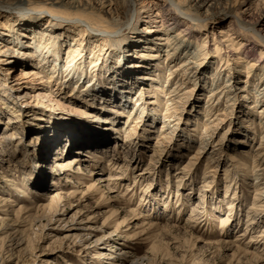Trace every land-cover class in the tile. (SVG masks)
Instances as JSON below:
<instances>
[{
	"label": "bare ground",
	"instance_id": "obj_1",
	"mask_svg": "<svg viewBox=\"0 0 264 264\" xmlns=\"http://www.w3.org/2000/svg\"><path fill=\"white\" fill-rule=\"evenodd\" d=\"M89 1L90 3L87 0H26V2L29 3L28 5H30L28 8L34 11L30 14L28 10H23L20 13H23V15L21 17L19 16L18 19H15L6 11H0V56L6 53L5 55H9L8 58H14L12 60L13 62H16V60H18L21 65L18 64L19 67L16 70H20V76H25V74H28L27 76H30V74H35V68H40V71L42 70L44 72L49 71L50 79L52 80V83L55 84H52L51 87H54L55 89L59 88L60 90L58 91H60L61 94L64 95V97H73L72 99L77 100H74L79 108V113L77 115H88L87 113H90L91 115H101L99 120L96 117V119H92L89 123L82 124L81 126L78 125L81 124V122L78 120L59 116L60 118H64L60 120L59 123L63 125V130H66L65 142L62 143L57 141L56 143H54L51 149L49 148V145L48 147L45 146L40 150L35 149L36 151L40 152L39 155H35L37 158L35 160L33 159L31 166L29 165L30 169L26 171L27 176L35 173L36 177L34 176V178L35 180H37V185L40 188L46 187L47 177L49 178L51 176L52 178L50 183H52L53 185H57L58 183H60L59 172L62 171L61 173H63L65 171L71 170V166H78L77 162H81L84 159V155L82 152H80L79 147L86 141V144L87 142H89L88 144H90L91 148L98 149V151L95 150L93 151V153H91L92 157H90L89 160L87 159L92 168H89V171L88 173H86V175H95L92 169H100V164L104 160L106 161V163L101 169L109 170V174L105 177L99 178L97 181H88L85 187V194H93L99 192L101 193L100 197H105L106 200L112 202H115V200H117L119 204H123L125 205L124 207H127L128 205L126 203L129 204V202L131 201L130 198H113L111 197V195H109V192L115 191L114 188H116L123 180H130V175L132 174L131 181H128V183H130L126 184L127 189L125 191H127V193H132L131 196H136V187H138V185H140L142 181H146L144 190L141 194H139L140 202L138 203L140 204L142 211H145L146 214L139 215V217H143L145 219L146 216V218L149 217L150 219L147 218L146 220H144L145 222H142V230L140 231V233L129 235L130 237L135 238L137 234H148V238H155L162 233H168L172 230H183L185 234H189L192 237L193 230L196 228H201L202 226L205 228L204 230L207 229L206 233H215V231H213L215 227L213 226L211 214L208 213L205 209L203 211V214L200 215L202 211L198 210V208L202 209L203 206L206 207V204H202V207H199L198 204H195L190 212V217L186 218L181 226L177 225L179 214L181 213V211H183V208L185 206L184 204H186L187 201L183 197V194L179 192V189H174L173 193V189L169 181H167V189H164V191L160 192L159 189V191L155 190L156 193L151 191L149 192L148 188L152 187L150 186V176L152 177V175L150 174V170H147L145 168L139 171H134L133 169V166L139 165L136 164V160L132 159L133 156H135L136 154L138 155V153L135 151L138 147L137 143L139 142L136 141V143L133 141V139L138 138L133 137V135L137 134L136 129L138 127V124L143 120L144 114L147 113L146 109L149 108L150 104H154V106L150 108L151 119L148 120L150 121V123H148L146 120L144 121L147 122V127L151 128L153 127L152 125L157 119V113L160 114L162 126L161 128H157L154 134L156 144L155 149L153 148V154L159 157L161 153H163L162 150H159L160 148L157 147L163 144L165 140H171L173 138V134L179 125L177 123L179 120L183 119V116L185 114L184 106L186 105L188 99L187 94L198 89L197 70L208 63V54L204 52L201 44L202 36H205L203 38V41L205 42V46L207 47V42H209L207 41V37L209 35H212V45L214 47V52L217 54L225 50L224 52L228 53L226 54L227 57H232L234 62L233 64L238 63L240 67V69L230 68L231 71H229V75L227 76V78L222 76V78L219 79V75L216 76V74H213L211 84L208 87L210 91L208 92L209 97L207 101L210 102V100L214 96L218 95L219 98H222L224 100L225 104L229 103V105L231 104V106L234 105L235 101L239 99V94H236L235 92L237 90V87H235V85L232 83L235 82V78L238 77L237 74H239V72L241 71L242 73L244 72L245 78L243 82L247 83L250 81L249 77L251 73L252 75H254V70L260 68L263 70V73L260 75L259 83L263 82V85L261 87L255 86L253 88V92L255 95L254 103L259 104L261 100H264V11L260 9L261 11H259L258 17L254 19V22L251 23V26H247L246 24L253 19V4H255L254 8H257V6L259 5H264V0H224V3L222 5L223 12L228 14L230 19L228 20V24L226 25V30H224V28H220L218 31H216V34L212 32L209 34L206 28L209 23L213 21V17L211 16V14H207L206 17L201 18L200 15L196 14V12L193 13L191 9H188L187 7L184 8L187 0H133L132 2L135 9L134 22L136 24L132 26L133 35L128 38L127 43L123 46L110 45L111 39L109 37V34L106 33L114 32L122 22H124L125 20L128 21L132 17V15L129 16L127 14H124V11L120 10L121 4L125 1ZM52 3H54V5ZM259 8L262 7L259 6ZM254 12L255 11H253V13ZM180 14L186 15V17H183ZM81 22H85V24L93 27L95 31H100V33L103 32L106 35L100 33L89 35V29ZM39 24L43 25L42 29L35 30V27H37ZM13 28H15L16 30L13 31ZM11 30L12 33L9 34ZM126 31H128V28L124 29V33ZM229 31H232L230 34L231 36L238 37L240 35L245 38V41H242L244 42V46H240H243V49H240V51L236 53L233 52V49L230 47L232 46L231 42H233V40L231 39L232 37L228 36ZM26 34H31L32 36L27 38ZM223 36H226V38L224 37L223 39ZM25 38L26 40H24ZM27 39L31 40V42H25L28 41ZM161 41L165 42L164 44L167 45L166 49L164 50L165 57H169L170 59H172L171 61L181 58L178 64L173 65L172 68L168 69V78L170 79V82V76L173 75L177 70H179L177 74L182 76L180 80H175L173 82V85H170L169 91L166 95L168 96V98L165 102L167 107L163 113L159 111L160 101L159 96L157 95L158 92L165 88L164 85L160 84V79L159 77H157L159 69V59L161 55L160 53L162 51L161 45H164L163 43H161ZM225 42H229L230 46L229 44H225ZM17 44H22L26 47L28 46L30 47V49L28 51H25L24 53L18 52L15 54L16 49L13 46H16ZM116 46L120 48H117ZM12 48H14V51H9V49ZM63 52L64 57L62 56ZM242 54L243 56H241ZM34 55L38 60H36L35 63H32L30 60L31 56ZM103 58H105V61L102 65ZM107 61H109V64L105 66ZM242 62H244L243 64L245 65H243ZM25 63L32 64L33 67L29 71L23 70V66L25 65ZM99 64L102 65L101 68L104 72L105 77H108L105 79V82H101L99 77H95V71H98L96 69ZM47 67H50L51 71L46 70ZM192 67L196 68L195 72L191 71V69H193ZM10 69L12 70L13 66H11ZM105 69L107 71H105ZM151 71L152 73H154V75L151 74ZM21 72L23 73L21 74ZM87 72L92 76V78L94 77L93 82L96 79L98 80L96 83L94 82L95 84H92L91 82H77L78 84L76 83L77 85L75 84L76 86H74V88L69 89L70 78L79 76L80 78H83V76H85ZM103 72L100 73V76L101 74H103ZM145 73L152 76L147 77L145 76ZM57 74L58 77L61 76V81H59V79L56 77ZM146 78L147 80H155L154 85L156 92L153 96H155L157 101L147 102L146 96L148 95L146 94H151V92L149 89L143 86L145 85ZM168 78L164 81L169 82ZM15 79L19 80L20 77H16ZM40 81L41 82H38V85H42L35 87L38 89L44 88L45 90H48L46 86L43 85L42 80ZM108 81L109 83H106ZM4 83L5 79L3 78V76H0V85H3ZM188 83H192L191 88L184 86ZM106 85H112V88H114L111 95L104 94ZM13 88L14 87L12 85H5L6 90L3 88L4 90L0 92V100L2 102H9L10 105H12L11 108H13L10 110L6 106H2L0 104V122L3 120V118L1 117V112H3L4 110H6V112H9L7 116L8 122H4L6 131L0 132V178L2 179L6 177L5 180L10 182L11 185H14L13 179L8 177H10L9 174H13L10 171L13 170L12 167L15 166V163L18 162L14 157V153L15 149L19 148L18 141L21 140V138H19L20 140H17L19 128L15 126L16 124L14 125V123L18 121L16 117H18L19 113H17V111L21 110L19 106L17 110L16 102L20 100V90H23L24 87H22V89L21 86H17L14 89ZM133 89L134 92L131 93ZM240 89L244 92L247 91L248 88L244 86L240 87ZM126 93L134 96L135 101L137 102H135L136 105L133 104L131 100H127V98H129L128 95H122ZM246 94L243 93L240 96L243 98H247ZM84 100H88L90 103H88L87 101L86 103ZM108 103H110L112 106H116L114 104H117L119 108L110 107L114 110V112L109 110V112L107 113L106 109L109 107ZM127 103L132 105L126 111L127 113H125L126 119L124 120V123H128L127 127L124 129L125 138L124 140H118L117 137H112V139L114 138L113 143H111L113 144L112 149L107 150V141L109 139V134L105 130V127L106 125L110 124L109 122L115 123L119 120L121 115L124 114L123 112L125 111V107L128 106ZM169 104H171L170 107ZM212 108L213 107H211V105L205 108L206 117L204 118V123L202 125L204 128L203 132H201V134L199 135L201 140L199 142V145H197L194 151L188 155V160L186 161V164L182 165L180 171L176 169L177 174L174 176L176 188L181 183V188L188 185V182L186 181H190L192 179V176L194 175L193 168L197 163L200 162V160L204 158L205 154L207 153L205 151L207 145H210V147L214 148L213 152L217 150L219 156L224 157L223 162L225 159H227L228 161L232 162L237 161L235 163H238V165L239 163L240 165H244L245 161L247 160V156L251 155V173L252 175H255V182L258 181L260 183V187L252 185L253 201L251 202L252 206H250L252 207V209L250 211L246 210L244 212V231L247 230V228L251 225H258L260 212L257 210H260V207L258 206H262V202L264 199V197H261V195L263 194L261 190L262 188H264V131L261 135V142L256 147V150L254 149L255 151H250V148L240 149L239 151L237 148V150L232 147V149H229V144H227L226 142H224V144L222 143L225 139V136L227 137L225 132L226 130L220 133L218 135V138H213L214 133H216L215 129L217 130L219 126V122L215 123V120H217L218 116L222 114V110L220 108L217 110ZM120 110L121 112L118 113L117 111ZM29 111H33L31 115L35 114L34 110L30 109ZM195 111L196 110L194 109L193 112ZM258 112H262V115H260L261 126L264 123V106L259 108ZM11 113L15 114L12 115ZM187 114L188 117H184V120L188 118L189 121H193L194 123L195 117L189 118L191 117V113ZM46 123L47 121H45L43 125V131H49L51 127H54L56 125L55 123ZM241 131V136L238 137L239 139L236 138V145L239 144L240 147L245 146L247 148L249 147L251 140L255 138V134H253V136L249 134V132H247L245 129H241ZM87 133H90L91 136H86L85 134ZM146 134L147 133L144 134L145 137ZM107 137L108 139H106ZM12 138L17 142L14 144H10V141L13 140ZM8 145H10L11 147H8ZM182 145L183 143L180 145L181 148L184 147ZM120 149L123 151L122 153H124L123 160L118 164V166H116L117 170L114 169V171H112L113 164L115 163L114 160L117 158L116 155ZM23 150L24 154H22V157H24V161L27 160L28 162V157L30 158L29 148L27 149L25 146H23ZM7 151L8 153H6ZM71 151H74L75 155L66 158L64 162H55L57 165L54 168H57L58 174H52L49 170L46 171L43 168L44 163L43 161H41V158H47V156H51L52 153L53 155H60ZM109 151L110 157L105 155V152ZM250 152H252V154H250ZM177 153L179 154V151ZM25 157L27 159H25ZM215 157L216 156L214 155L209 156L211 161L206 160L204 164L202 172L203 185L201 187L202 189H200V192L198 193L199 196H203V194H205L204 192L207 191L213 193V191H215L214 189L217 188V185L215 183V175L217 173L211 171L213 167H215L212 166ZM131 161L133 163L129 165ZM5 162H7V164ZM223 171L225 175L223 198L228 197V201L226 202L227 209L225 218L223 219L224 221H221V224H223L222 226L224 227L221 234H225L227 236V229H230V226L228 225L229 222L239 220V215H241L242 210L238 208L235 209L236 206L234 204V202L236 201L235 198H238V191L237 187H233L231 186V184L233 183L235 185L237 183L236 174L233 172V170L231 171L227 167ZM102 182L105 183L104 186ZM78 184H76L75 186H77ZM103 187L107 188L106 195H104L105 191ZM153 188L155 189V186H153ZM161 188L163 190V187ZM69 192H72V190ZM161 193L164 202V209L162 211L159 210V206H156V204H158L156 200L157 195H161ZM49 195V201L46 204H37V202L35 206L25 208L23 204L19 203V207L12 210V213H14V217L11 220H9L7 217L9 214H11V210H9V207L12 204L10 201L14 200H11V198L9 197L4 199L0 197V212L2 215H4L0 218V261L4 258V253L6 252L9 253L8 257L16 254V258H19L21 254L26 253L29 249H32L34 247L33 238L30 234L32 232L26 233L23 227L20 229L19 225L21 223H24L25 226L29 225V227H32L38 220L42 224V230H45L51 220H54L55 222L62 221V216L66 214L68 208H70L72 204L69 200L70 196L62 194L60 188H56L55 190L50 192ZM147 203L149 204L148 207ZM215 206L218 209L220 208L221 210L220 201H217ZM124 207L123 210L125 211ZM166 207H168V209H166ZM176 209H178V214H176V217H172V220H174V225L160 226L158 224L157 219L159 218L160 214L163 215L165 212L171 214ZM123 210H120V208L118 207L115 209H109L107 210V212H104L108 215L104 218L103 224L109 227L112 223H114L115 226L113 231L119 229L120 226H122L123 222L126 220L125 218H122V220L117 221ZM135 211L136 210L131 211L134 218L139 213ZM76 214L71 218L73 221L76 220ZM43 220H46V222L43 223ZM72 227L78 230L77 233L71 234L70 239L72 246L73 244L75 246H80L81 251L83 252H95L96 256L94 259L98 263H101L100 260L103 258L110 259V262H123L125 260V254L128 253L126 248L128 247H118L119 245H121V243L114 241L109 237V235L105 237L102 235L95 241L89 242L88 239L90 238L91 233V231L89 230L90 225L84 224V226H82L81 228L79 226L78 228L76 226ZM251 228L252 227H250V229ZM49 231H51V229ZM237 235L243 236L245 234L239 232ZM254 237L256 238L255 240L251 239L246 242H243L242 240V245H240L241 243L236 245V250H234L232 254H235L236 252L251 254V257H253L256 262H261L260 258L262 256L253 253L254 251L250 250V247L253 249L254 246L255 249V245L257 243H264V240H261L264 239V227H261L257 234L254 235ZM237 238L238 237H236L234 241L237 240ZM195 240L198 239L195 238ZM220 241H223V243L225 244L231 242L229 240ZM13 245H15V248H17V250L14 251V247H12ZM113 247H115V249H113ZM116 250L119 251L116 253ZM78 251H80V249ZM262 253L264 255V252ZM138 260L139 259L135 261L134 259H132L129 264H135Z\"/></svg>",
	"mask_w": 264,
	"mask_h": 264
},
{
	"label": "rangeland",
	"instance_id": "obj_2",
	"mask_svg": "<svg viewBox=\"0 0 264 264\" xmlns=\"http://www.w3.org/2000/svg\"><path fill=\"white\" fill-rule=\"evenodd\" d=\"M87 1L90 3L89 0ZM124 1L125 2L121 4L120 10L124 11L123 12L124 14H127L129 16L132 15V17L128 21L125 20L124 22H122L114 32L106 33L109 34V37L111 39L110 45L123 46L127 43L128 38L133 35L132 26L136 24L134 22L135 9L132 2L133 0H124ZM223 3L224 0H187L184 8L187 7L188 9H191L193 13L196 12V14L200 15L201 18L206 17L207 14H211V16L213 17L212 19L213 21L209 23V25L206 28L209 34L211 32L216 34V31H218L220 28H224V30H226L227 27L226 25L228 24V20L230 19L229 15L223 12V6H222ZM28 4L29 3L26 2V0H0V11H6L8 14H11L15 19H18L19 16L21 17L23 15V13L20 14L23 10H28L30 14L33 13L34 10L33 11L30 10L28 8L30 5ZM52 4L54 5V3ZM254 6L255 4H253L252 6L253 19L250 20L252 22L249 21L250 23L249 22L246 23L247 26L249 25L251 26V23L254 22V19L258 17L259 11L261 10L264 11V7H263L264 5H259L263 9L259 8V6H257V8H254ZM253 11H255L254 12L255 14L253 13ZM180 15L186 17V15L183 14ZM81 23L86 25V27L89 29V33H90L89 35L100 33V31H95L93 27L85 24V22H81ZM42 27L43 25L39 24L37 27H35V30H41ZM15 28H13V31L16 30ZM126 28H128V31L124 33V29ZM231 32L232 31L228 32L229 33L228 36L232 37L231 38L233 40V42H231L232 46H230L229 42L228 43L225 42V44H229V46L233 49V52L236 53L240 51V49L241 50L243 49L244 42L242 41H245V38L240 35L238 37L231 36L230 35ZM11 33L12 30L11 32H9V34ZM100 34L106 35L103 32ZM26 35L27 38L32 36L31 34L30 35L26 34ZM204 37L205 36H202L201 44H202V48L204 49V52L208 54V58H207L208 63H206L205 65H203V67L197 70L198 89L193 92H189L187 94L188 99L186 105L184 106L185 114L184 116L182 115L183 119L178 121L177 124L179 125L173 134V138L171 140H165L163 144L157 147L160 148L159 150H162L163 152L159 157L153 154V150L155 149V144H156L155 143L156 140L154 139V134L157 128H161L162 120L160 114L157 113L156 115L157 119L152 125L153 127L151 128L147 127L148 126L147 122L150 123V121L148 120L151 119L150 108L154 106V104L153 105L150 104L149 108L146 109L147 113L144 114L143 120L138 124V127L136 129L137 134L133 135V137H138L133 139V141L134 142L139 141V142L138 143L136 142L138 147L136 148L135 151L138 153V155L136 154L135 156H133L132 159L136 160V164H139L138 165L139 167L133 166L134 171H139L145 168L147 170H150V174L152 175V177L150 176L151 180L150 179L149 180L151 181L150 186L152 187L148 188L149 192L150 191L155 192V190L159 191V189L160 192L164 191V189H167L166 183L167 181H169L173 189V193H174V189H179V192L183 194V197L185 198L187 203L184 204L185 206L183 208V211H181V213L179 214V218H178L179 220L177 222L178 226H181L183 221L186 220V218L190 217V212L195 204H198L199 207L200 206L202 207L203 206L202 204H206V207L203 206L202 209L198 208V210L202 211L201 213L199 212L200 215L203 214V211L205 209L208 213L211 214L213 226L215 227L213 231H215V233L214 232L212 234H208L209 232L206 233L207 229L204 230L205 228L203 226L202 228L201 227L202 224L200 223L201 228L194 229L192 237L189 234H185L183 230H172L168 233H162L159 236H156L155 238H148L147 237L148 234L146 235L137 234L135 238L130 237L129 235H132L134 233H140V231L142 230L141 229L142 222H145L144 220L149 218V217L146 218V216L145 219L143 217L142 218L139 217V215L146 214L145 211H142L140 204H138L140 202L139 194H141L142 191L144 190L146 181H142V183L138 185V187H136L137 190L136 196H131L132 193H127V191H125L127 189L126 184H129L130 182L128 183V181H131L132 174L130 175V180H126V179L123 180L116 188H114L115 191L109 192V195H111V197L113 198L114 197L130 198L131 201L129 202V204L126 203L128 205L127 207H124L125 205L123 204H119L117 200H115V202H112L106 200L105 197H100L101 193L99 192L93 194L90 193L85 194V187L88 181L90 180L97 181L99 178L105 177L109 174V170L101 169L106 163L105 160L104 161L102 160L103 162H101L100 164L101 166L100 169L98 168L92 169L95 175H86V173H88L89 171V168H92L91 164L88 161L89 158L92 157L91 153H93V151L95 150L98 151L97 148L96 149L91 148L90 144H88L89 142H87L86 144V141L83 145L79 147L80 152H82L84 155V159L81 162H77L78 166L74 165L71 166V170L69 171H65L63 173H61L62 171L59 172L60 183H58L57 185H53L52 183H50L52 178L51 176L49 178L47 177L46 187H41V188L38 187L37 185L38 182L34 178L35 173L31 174L32 176L31 175L27 176L26 171L30 169L33 159L35 160L37 158L35 155L36 154L39 155L40 151L38 152L35 149L40 150L45 146L48 147V145L49 148L51 149L54 143H56L57 141L62 143L65 142L66 130H63L64 129L62 127L63 125H61L59 121L64 118H70L73 120L80 121L81 124L78 125L81 126L82 124L89 123L92 119H96V117L99 120L101 115H97V114L91 115L90 113H87L88 115H82V116L77 115L79 113V108L75 102L77 100L72 99L73 97L66 98L64 97L63 94H61L60 91H58L60 90L59 88L55 89L54 87H51L52 84L53 85L55 84L52 83V80L50 79L49 71L44 72L42 70L40 71V68H35L34 69L36 72L35 74H30V76H27L28 74H25V76L23 75L20 76V70H16L19 67L18 64H20L18 60H16V62H13L12 60L14 58L13 59L11 57L8 58L9 55H5L6 53H4L2 56H0V76H3V78L5 79V83L3 85H0V92L5 89V85L7 86L12 85L14 88H16L17 86H21V89L22 87H24L23 90H20L21 91L20 92L21 97H19L20 100L16 102L17 110H18V106L21 108V110L17 111V113H19L18 117H16L18 121L14 123V125L16 124L15 126L19 128L18 129L19 134L17 136L18 137L17 140H20L19 138H21V140L18 141L19 148H16L14 153V157L16 161H18L17 162L18 164L15 163V166L12 167L13 170L10 171L13 174H9L10 177H8L13 179V183L15 187L14 185H11L10 182L5 180L6 177L2 179L0 178L1 179L0 197L2 199L9 197L11 198V200H14V201H10L12 204L9 207V210H11V214H9L7 218L11 220L14 217V213H12V210L18 208L19 203L23 204L25 208H30L35 206L37 202H38L37 204L48 203L50 192H52L56 188H60L62 194L66 196L69 195L70 197L69 196L68 197L72 204L71 207L68 208L66 214L62 216V221L55 222L54 220H51L50 223H48V226L45 228V230H42V224L38 220L32 227H29V225L25 226L24 223H21L19 225L20 229L23 227L26 233L32 232L30 234L31 237L33 238L34 247L32 249H29L26 253L21 254L19 258H16V254L12 255L11 257H8L9 253L6 252L4 253V258L1 259L0 263L2 262L3 264H114V263L129 264L132 259H134L135 261L139 259L135 264H264V255L262 253L264 252L263 249L264 243L261 244V242L255 245V249L254 246L253 249L250 247V250L254 251L253 253L262 256L260 258L261 262L260 261L256 262L254 258L251 257V254H243L239 252L232 254L234 250H236V245L240 243H241L240 245H242V240L243 242L249 241L251 239L255 240L256 238L254 237V235L257 234V232L261 227H264V199H263L262 206H258L260 207L259 208L260 210H257L260 212L258 225L257 226L251 225L250 226L252 227L251 229L250 227H248L247 230L243 231V229L245 228L244 212L246 210L250 211L252 209V207H250L252 206L251 202L253 201L252 185H255L256 187H260L259 186L260 183L258 181L255 182V175L254 174L252 175L251 173V159H252L251 155L247 156V160L245 161L244 165H240V163L238 165V163L237 164L235 163L237 161L232 162V161H228L227 159H225L223 162L224 157L219 156L217 150L213 152L214 148L210 147V145H207V147L205 148L206 149L205 151L207 153L205 154L204 158L200 160V162L197 163L193 168L194 175L192 176V179L190 181H186L188 182V185L186 187L181 188L180 187V185H182L181 183L176 188L175 177H174L177 174L176 169L180 171L182 165L186 164V161L188 160L189 157L188 155L194 151L195 147H197V145H199V142L201 141L199 135L201 134V132H203L204 129L202 125L204 123V118L206 117V111H205L206 107H209L211 105V107H213L215 110L219 108L222 110V114L218 116L217 120H215V123L219 122V126L217 130L215 129L216 133H214L213 138L215 139L218 138V135L226 130L225 132L227 137L225 136V139L223 140L222 143L224 144V142H226L227 144H229L230 146L229 149L237 148L239 151L240 149L250 148L249 149L250 151H255L256 147L261 142V135L264 131V123L260 126V121H261L260 115H262V112H258L259 108L264 106V100H261L259 104L254 103L255 95L253 92L254 90L253 88L255 86L261 87L263 85L262 84L263 82L259 83L260 75L263 73V70L261 68L254 70L255 71L254 75H252L251 73L249 77L250 83L243 82L245 78L244 72L242 73L241 71L239 72V74H237L238 77L235 78V82L232 83L235 85V87H237V90L235 92L236 94H239V99L235 101L234 105L231 106V104L229 105V103L225 104L224 100L222 98H219L218 95L214 96L210 100V102H208L207 101L209 97L208 92L210 91L208 87L211 84L213 74H216V76L219 75L218 76L219 79L222 78V76L227 78V76L229 75V71H231L230 68L240 69V67L238 63L233 64L234 62L232 57L230 58L227 57L226 54L228 53L224 52L225 50L219 52L220 54L219 53L216 54L214 52L213 50L214 47L212 45L213 43L212 35H209L207 37V41H209L207 42V47L205 46V42L203 41ZM224 37L226 38V36H223V39ZM24 40H26V38ZM27 40L28 41L25 42H31V40L29 39ZM161 43L164 44L165 42L161 41ZM241 45L243 46L240 47ZM166 46L167 45L165 44L161 45L162 51L160 53L161 55L159 59V67H158L159 69L157 76L160 79V84L165 86L163 90L157 93L160 101L159 111H161L162 113L165 111L167 107L165 102L167 101L166 99L168 98V96L166 95L167 92L169 91L170 85H173V82L175 80H180L182 78V76L177 74L179 71L177 70L176 72H174L173 75L170 76L171 78V82H170V79L168 78L169 76L168 69L172 68L173 65L178 64L181 58L171 61L172 59H170L167 56L165 57L164 50L166 49ZM13 47H15L16 49L15 54L18 52L24 53L25 51H28L30 49V47L28 46L26 47L22 44H17L16 46ZM10 50L14 51V48L9 49V51ZM62 56L64 57V52ZM241 56H243V54ZM104 59L105 58H103L102 65L104 64L105 61ZM36 60L38 59H36L35 55L31 56L30 61L32 63L33 62L35 63ZM243 63L244 62H242V64ZM108 64L109 61H107L105 66H107ZM102 65L101 64L98 65L96 69L98 71H95V77H99L101 82L103 81L105 82V79L108 77H105L104 72L101 68ZM11 66H13L12 70L10 69ZM32 67H33L32 64L25 63V65L23 66V70L29 71ZM192 68L193 69H191V71L195 72L196 68L195 67ZM46 70H50V67H47ZM105 71L107 70L105 69ZM102 72L103 74H101L100 76V73ZM22 73L23 72H21V74ZM145 74H146L145 76L147 77L154 75L152 71H151L152 75H149L147 73ZM16 77H20V79L19 80L15 79ZM56 77L59 79V81H61L62 79L61 76L58 77L57 74ZM167 78L169 82L164 81ZM40 80H42L43 85H45L48 90H45L44 88L42 89L36 88L37 86L42 85V84L38 85V82H41ZM93 80L94 77L92 78V76L89 75L88 72L85 74V76H83V78L82 77L80 78V76L70 78L69 89L74 88V86H76L80 82H85V83L91 82L92 84H95L98 81L96 79L94 83ZM154 81L155 80H147V78L145 79V85L143 86L149 89L151 92V94H146L148 95L146 96L147 102L157 101L155 96H153L155 95L156 92ZM106 83H109V81ZM184 86L191 88L192 83L185 84ZM244 86L248 89L247 91L243 92V90H241L240 87H244ZM113 90L114 88H112V85L110 86L106 85L104 94L111 95ZM133 92L134 89L131 93ZM243 93L244 94L247 93L246 94L247 98H243L240 96ZM122 95L125 96L128 95L129 98L126 97L127 100L129 99L133 104H135L136 101L133 95L127 93ZM84 101L90 103L88 100H84ZM129 103H127L128 106L125 107L124 109L125 111L123 112L124 114L121 115L119 120L116 121L115 123L109 122L110 124L106 125L105 127V130L109 134L108 135L109 139L108 137L106 138L108 139L107 150L112 149L113 144L111 143H113V139H114V138L112 139V137H117L118 140L120 139L124 140L125 138L124 129L128 125V123L126 124L124 123V120L126 119L125 113H127L126 111L132 105ZM0 104L2 106H6L10 110L13 109L11 108L12 105H10L9 102L6 101L2 102L0 100ZM108 104L109 107L106 109L107 113L109 112V110L114 112V110L111 109L110 107L119 108L117 104H114L116 106H112L110 103ZM170 106L171 104H169V107ZM30 109L34 110L35 114L31 115L33 111H29ZM194 109L196 110L195 112H193ZM186 111L189 114L191 113L190 114L191 117L189 118L195 117L194 123L193 121H189L188 118L184 120V117H188ZM117 112L120 113L121 110ZM8 114L9 112H6V110L1 112V117L3 118V120L0 122V132L6 131L4 122L5 123L8 122V117H7ZM14 114L15 113H13L12 115ZM59 116H62L64 118H60ZM144 120H146L147 122H145ZM45 121H47V123L50 124L55 123L56 125L54 124L55 125L54 127L48 126L51 127V129L49 128L50 129L49 131L48 130L43 131L44 129L43 125ZM241 129L243 130L245 129L251 135L255 134V138L251 140L250 145L247 148L245 146L240 147L239 144L236 145V140L239 139L238 138L239 136H241L240 135V133L242 132ZM145 133L148 134V135L146 134V137L144 135ZM85 135L91 136L90 133L89 134L87 133ZM10 142H11L10 144L12 143L14 144L17 141L13 139ZM182 143H183L182 146L184 147L181 148L180 145ZM23 146H25L27 149L29 148L30 158L28 157V162L27 160L24 161V157H22V154H24ZM8 147L11 146L8 145ZM178 151L179 154L177 153ZM122 152L123 151L120 149L119 152L117 153L116 155L117 158L114 160L115 163L113 164V168H112L113 170L111 169L112 171H114V169L117 170L116 166H118V164L123 160L124 153ZM6 153H8V151ZM250 154H252V152H250ZM73 155H75L74 151L60 155L57 154L53 155L52 153L51 156L49 155L47 156V158H41L42 159L41 161H43L44 163L43 168L46 171L49 170L52 174L53 173L58 174L57 168H54L57 165L55 162L57 161L64 162L66 158L71 157ZM105 155L109 156L110 151L105 152ZM212 155L216 156L214 158L215 159L214 163H212V166L215 167H213L211 171L217 173L215 175V183L217 185V188L214 189L215 191H213V193L210 191L209 192L203 191L205 194H203V196H199L198 193L200 192V189H202L201 187L203 185L202 183L203 167L206 160L211 161L209 156ZM6 156H10V155H6ZM25 159L27 158L25 157ZM132 161L129 163V165L133 163ZM5 163L7 164V162ZM226 167L229 168L231 171L233 170V172L236 174L237 185L236 184L234 185L233 183L231 184V186L233 187L236 186L238 191V198H235L236 201L234 202L236 207L235 206L234 207L235 209L238 208L242 210L241 215H239V220L236 221L234 220L232 222L231 221L229 222L228 225L230 226L229 227L230 229L229 230L227 229V236L225 234L224 235L221 234L222 229L224 228L222 226L223 224H221L222 223L221 221L225 218L226 209H227L226 202L228 201L227 196H226L227 198H223L224 182H225V175L223 170ZM37 177H41V176H37ZM76 184H78L79 186L78 185L75 186ZM102 184L104 186L105 183L102 182ZM153 186H155V189L153 188ZM161 187H163V190ZM103 188L105 191L104 195H106L107 188L106 187ZM71 190L72 192H69ZM261 192L263 193L261 197H264V188H262ZM25 193L28 195H26ZM156 200L158 203L156 204V206H159V210L162 211L164 209L162 193L161 195H157ZM217 201H220L222 211L220 210V208L218 209L215 206ZM148 206L149 204L147 203V207ZM118 207L120 208V210L121 209L123 210L124 207L125 211L124 210L122 211L117 221L122 220V218H125L126 220L123 222L122 226H120L119 229L113 231L115 226L114 223H112L109 227L103 224L104 218L108 215L104 212H107V210L109 209H115ZM166 209H168V207H166ZM132 210L133 211L136 210L135 212H139L138 215L135 216V218L132 216L131 213ZM75 214L77 217L76 220L73 221L71 218ZM176 214H178V209L174 210L171 214L168 212H165L163 215L160 214L159 218L157 219V222L160 226L174 225L173 222L174 220H172V217L173 218L176 217ZM2 216L4 215H2L0 212V218ZM45 222L46 220H43V223ZM83 223L85 225L86 224L90 225L89 230L91 231V233H90V238L88 239L89 242L95 241L97 238H100L102 235L104 237L109 235V237L112 238L114 241L121 243V245H119L118 247H128L126 248L128 253L125 254V260L123 262L121 261L110 262V259L103 258L100 260L101 263H98L94 259L96 256L95 252L92 253H89L88 251L83 252L81 251L80 246H75L74 244L72 246L70 239L71 234L78 232V230H76V228H73L72 226H76L77 228L79 226L81 228L82 226H84ZM48 229L49 230L51 229V231H49ZM239 232L245 235L243 236L237 235ZM236 237L238 238L237 240L234 241ZM195 238H197L198 240H195ZM220 240H229L231 242L225 244L223 243V241ZM12 247H14V251L17 250V248H15V245H13ZM79 249L80 251H78ZM113 249H115V247H113ZM118 251L119 250H116V253Z\"/></svg>",
	"mask_w": 264,
	"mask_h": 264
}]
</instances>
